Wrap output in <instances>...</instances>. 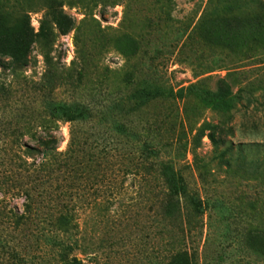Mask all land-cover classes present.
Returning <instances> with one entry per match:
<instances>
[{
    "label": "rangeland",
    "instance_id": "obj_1",
    "mask_svg": "<svg viewBox=\"0 0 264 264\" xmlns=\"http://www.w3.org/2000/svg\"><path fill=\"white\" fill-rule=\"evenodd\" d=\"M48 2L0 0V264H264V0Z\"/></svg>",
    "mask_w": 264,
    "mask_h": 264
},
{
    "label": "trees",
    "instance_id": "obj_2",
    "mask_svg": "<svg viewBox=\"0 0 264 264\" xmlns=\"http://www.w3.org/2000/svg\"><path fill=\"white\" fill-rule=\"evenodd\" d=\"M52 2H48V5H47V12L46 14L43 16V19L40 21V28H39V31H38V35L42 38H45L47 36V32L45 31V23H46V18L47 17H51V19L55 22V23H58L60 21V19L62 17H64V15L62 14V10L59 9V11H53V6L51 4L55 3L56 0H51ZM228 21H223V23H227ZM7 54L8 58H11V60H6L4 58H2L0 56V67L2 68V71H4L5 69H8L9 66H12V67H15L16 65H19V64H16V60H13L16 58V53L13 51V52H10L8 51V53H3L0 49V55H5ZM44 60H45V63L46 65H48L50 63V59L49 57H45L44 56ZM6 93V87L4 85H0V94H5ZM57 110V109H56ZM58 113L60 115H56L55 119H59L62 117H65L66 121H71L73 120L74 118L72 117L71 114L68 113L67 109L65 108H59V110H57ZM47 135V137H49V141H42V136L41 138L37 139L38 142H40L41 146H45V144H48L49 143H52V138H53V135L52 133H45ZM19 146L18 148H20L21 146V143H18ZM29 150H38L36 149L35 147H28ZM151 154L153 156H158V152L155 151V148H153L151 150ZM25 167H29V164L28 163H24ZM27 171H30V170H27ZM178 174V180H177V183H178V187H177V190L179 193H187L189 192V190L187 189L184 181H183V176L181 175V173L177 172ZM115 177H117V175H115ZM11 198H13L15 195H19V193H16L13 192V193H9ZM9 197H6L4 199H2L0 201V226L2 229L1 232L9 229L10 232H14L15 230L25 226L29 220H31L32 218V214H31V206L27 205L26 208L24 209V211L22 213L18 212V210L15 208V207H11L10 204H9V201H7ZM6 224V225H4ZM167 240H169V244H185L184 243V237H180L179 236V233L177 231H166V233H163ZM61 243V242H60ZM58 243V246H60L61 248V251H63L64 253L67 252V254H69L70 251H72V247L71 246H68V245H65V244H60ZM174 264H191L190 263V259H189V255L184 253V252H178L176 253L174 256H173V261H172ZM67 264H82V262L77 258V257H72V258H69L66 262Z\"/></svg>",
    "mask_w": 264,
    "mask_h": 264
}]
</instances>
